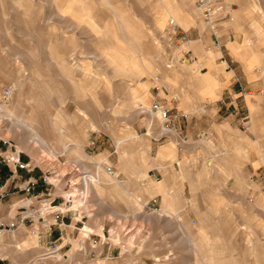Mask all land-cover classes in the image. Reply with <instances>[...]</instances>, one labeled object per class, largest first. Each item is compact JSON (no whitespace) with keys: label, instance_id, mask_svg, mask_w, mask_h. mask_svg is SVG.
<instances>
[{"label":"rangeland","instance_id":"obj_1","mask_svg":"<svg viewBox=\"0 0 264 264\" xmlns=\"http://www.w3.org/2000/svg\"><path fill=\"white\" fill-rule=\"evenodd\" d=\"M211 4L208 21L195 0H0V154L21 153L40 184L2 189L0 162V216L29 215L25 238L39 228L35 264H264V0ZM155 102L170 124L142 111ZM12 119L46 145L20 140ZM222 129L246 147L215 154ZM60 142L69 154H41ZM73 192L60 225L46 198L64 209Z\"/></svg>","mask_w":264,"mask_h":264},{"label":"built area","instance_id":"obj_2","mask_svg":"<svg viewBox=\"0 0 264 264\" xmlns=\"http://www.w3.org/2000/svg\"><path fill=\"white\" fill-rule=\"evenodd\" d=\"M195 3L198 7L201 8V11L203 12V16L208 21L211 20V18H212L211 0H195ZM6 93H7L6 95H10L11 89L10 90L8 89L6 91ZM153 108L155 110L161 109L162 116L166 120L167 124H170L172 122L171 112H170L169 108H166L165 106L161 105L159 102H155L153 104ZM0 156H2L4 158V159H0V162H5V164L8 165V168L10 170V173H9L10 175L6 179V183L2 187V189H4V187L8 188L9 187L8 185H13L14 188L18 189V191H24L25 194L32 195L33 192H35L37 185L39 184V179L30 176L24 180L22 172H19L20 170H24V169L34 170V166H32V163L22 161L21 153H18L15 157L10 156L9 153H6L5 156H3V154H0ZM31 170H28V171L31 172ZM47 181H48L47 183H49L50 185L55 186V184L52 183L50 180H47ZM68 186L70 189H72L71 184H68ZM4 192L7 193L8 190H5ZM4 192H3V195H4ZM48 194H50V193H48ZM52 195L53 194H51L49 196V198H46V199L50 200V203L44 204L45 205L44 207H46L45 210H48L47 213H49V215H54V218L56 221L60 220V225H67L65 222V217L67 216V212H69L71 210H75L72 208V205H73L74 199H76L78 197V194L73 192L71 195H69L67 197V199L64 198L63 203L66 206V208H64V209H59V206H58V208H56L57 205H54L56 197L55 196L53 197ZM81 196H80V198H81ZM35 197H38V196H35ZM44 201H46V200H44ZM23 207L24 206H22V208ZM19 208H21V206ZM79 213H81V211ZM30 219L31 218L29 215H24V211L20 212L16 222L15 221L14 222H9V221L7 222V221L1 219V216H0V236H2L4 233H6L8 231L17 230L20 226L25 224ZM43 221H44V217H43ZM51 225L49 227L50 229H51ZM49 232L51 233V231H49Z\"/></svg>","mask_w":264,"mask_h":264},{"label":"crops","instance_id":"obj_3","mask_svg":"<svg viewBox=\"0 0 264 264\" xmlns=\"http://www.w3.org/2000/svg\"><path fill=\"white\" fill-rule=\"evenodd\" d=\"M178 115L180 114L175 115V118L173 120L174 126L177 125L176 122H178V117H179ZM222 126H227V123L226 122L223 123ZM213 131H215V129ZM237 131L238 130H235L234 132L240 135L243 138L244 142L240 140H238L237 142L234 141L231 138L234 136L233 133L229 132L227 129H222L221 139H224L228 143V149L224 146L225 144L221 143L218 146H216L215 154L222 153L225 151L232 153L234 152V145L238 146V148L246 147L247 143H246L245 137H243L244 133H241V132L238 133ZM38 185L37 187H39ZM27 202L29 203L30 201L28 200ZM14 211L15 210H12V212L10 213V216H12L15 213ZM2 215L3 213H1V216ZM2 219L4 220V217H2ZM24 226H26V224L25 225L23 224L17 230L7 232L3 236L0 237V258L2 260L4 261L5 259L11 260L12 264H35L33 260L40 259L39 254H40V251L43 250V248L40 249L41 248L40 247L41 238H40L39 228L38 227L34 228L30 232L29 237L25 238V235L28 232L26 231V229H24Z\"/></svg>","mask_w":264,"mask_h":264},{"label":"bare ground","instance_id":"obj_4","mask_svg":"<svg viewBox=\"0 0 264 264\" xmlns=\"http://www.w3.org/2000/svg\"><path fill=\"white\" fill-rule=\"evenodd\" d=\"M54 1V0H53ZM56 2V1H55ZM123 72H125V71H123ZM140 78V77H139ZM12 90H11V94L10 95H12ZM213 100V99H212ZM2 104H3V102H1V96H0V108H1V106H2ZM197 108V107H196ZM152 109H154L153 108V106L152 105H148V106H146V107H144L143 109H142V111H145L146 113H148V115H150L151 117H152V119H153V121L151 122V124H153L154 123V119H155V117L157 116L158 117V119L160 120V122L161 123H163V124H165L166 123V120L163 118V116H162V111L161 110H152ZM199 109V108H198ZM0 126L2 125V123H5V121H6V116H5V114H4V111L2 110V109H0ZM138 111V110H137ZM156 112V114H154V113ZM185 113H188L189 111H184ZM7 115H9V114H7ZM9 116H12V114L11 115H9ZM9 130H12L13 132H15V136H18L19 138H20V140H25V143L26 142H28V145L30 144V143H35L36 141L37 142H39V144H43V145H46L45 144V141H44V139L39 135V134H37L36 132H34L33 131V129H31V128H29L28 127V125L26 124V123H23V122H21V121H19V120H11V127H10V129ZM56 130H58L59 131V129H56ZM11 131V132H12ZM3 132V131H2ZM162 132L163 133H169L170 131H168L167 129H165L164 127L162 128ZM13 134V133H12ZM63 134V133H62ZM172 134L173 135H176V132H172ZM14 135V134H13ZM9 137L10 135H9V131L7 130V134H6V136L5 137ZM177 136V135H176ZM36 140V141H35ZM134 140H137V137H135L134 138ZM30 141V142H29ZM33 141H35V142H33ZM258 142V141H257ZM206 143V142H205ZM259 143V142H258ZM24 144V143H23ZM122 142H120L119 144H118V149H121V147H122ZM33 145V144H32ZM59 146H60V149H61V151L59 152V153H54V152H52L50 149H46V148H40V151H41V154H45V155H47V156H49V157H58L59 155H67V154H69L70 153V147L71 146H68L66 143H64V142H60L59 143ZM42 147V146H41ZM78 150L76 151V153L78 154V156L80 157V159H81V161H84V156H83V153H82V151H81V146H80V144H78ZM36 148H38V147H36ZM37 151H39L38 149H37ZM39 151V152H40ZM122 152V154L124 155V150L123 151H121ZM73 153V152H72ZM75 154V153H74ZM220 154V153H219ZM17 154L15 153V155L13 154V157H15ZM122 155V156H123ZM160 157V156H159ZM214 158H217V157H214ZM107 164H103V163H101V171L104 173V174H106L107 176H109L111 179H113L119 186H122V187H124V188H126V180H120L119 179V174L117 175V173L119 172V171H112V170H110L109 169V166H106ZM84 177V176H83ZM83 180H84V178H83ZM67 196V195H66ZM81 199V198H80ZM80 199H74V202H73V205H72V208L73 209H76L77 207H78V203L80 202ZM137 202H139L138 200H137ZM140 203V202H139ZM60 209V208H59ZM168 216H170L172 219H168V225L169 226H171L173 223L171 222V220L173 221V219H175V220H177V221H179L180 219H179V214L177 213V212H174V211H170V212H167L166 213ZM185 225V224H184ZM188 227V226H187ZM8 232H10V231H8ZM188 232V231H187ZM7 233V232H6ZM5 234V233H4ZM3 234V235H4ZM2 235V236H3ZM189 235V234H188ZM1 237V236H0ZM188 237V236H187ZM102 238H104V237H102ZM187 240V243L189 244V246H190V248H191V250H195V245H194V243L195 242H193L194 240H191V238H187L186 239ZM49 254H47V255H42V258H44V257H47ZM34 261V260H33ZM44 262V261H43Z\"/></svg>","mask_w":264,"mask_h":264}]
</instances>
